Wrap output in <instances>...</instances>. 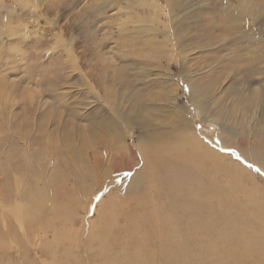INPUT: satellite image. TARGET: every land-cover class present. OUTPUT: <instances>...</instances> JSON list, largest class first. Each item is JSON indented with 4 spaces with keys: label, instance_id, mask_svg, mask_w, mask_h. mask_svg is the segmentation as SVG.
Masks as SVG:
<instances>
[{
    "label": "rangeland",
    "instance_id": "374dc122",
    "mask_svg": "<svg viewBox=\"0 0 264 264\" xmlns=\"http://www.w3.org/2000/svg\"><path fill=\"white\" fill-rule=\"evenodd\" d=\"M259 205L264 0H0V264H264Z\"/></svg>",
    "mask_w": 264,
    "mask_h": 264
},
{
    "label": "bare ground",
    "instance_id": "6f19581e",
    "mask_svg": "<svg viewBox=\"0 0 264 264\" xmlns=\"http://www.w3.org/2000/svg\"><path fill=\"white\" fill-rule=\"evenodd\" d=\"M213 145V144H212ZM180 146V145H179ZM147 147V146H146ZM154 147V146H153ZM153 147H152V149H153ZM150 148V147H149ZM143 149V148H142ZM155 149H156V147H155ZM154 149V150H155ZM165 149V148H164ZM163 149V150H164ZM168 149V148H167ZM144 150H145V147H144ZM157 150H158V148H157ZM155 151V152H153L154 153V155H155V159H154V161H152V158L150 159V158H148V156H147V158L149 159V160H151L152 162H153V164H152V167H151V173H153L154 175H153V178L155 179V181L154 182H156L157 184H160L161 185V188L163 189V193H164V196L165 197H167L168 195H169V193H170V185L168 184V182H169V178L171 179V177H172V179L174 180V182H175V184H176V187H177V195L180 197V199H181V203H180V205H179V207H178V209H177V213L179 214V213H181V212H184V211H186V209H187V203H186V198H185V195H186V193H185V190L188 188L187 187V184L185 183V181H184V179H183V176H182V174H181V172L180 173H175L173 176L171 175L172 174V170H173V168H172V166H171V163L170 162H168V161H166L165 159L163 160V158H165V157H163V158H161L159 155H161V153H163V152H161L159 155H158V151ZM146 151H147V149H146ZM145 151V153H147ZM151 151V150H150ZM152 152L150 153L152 156H154L153 154H152ZM158 152V153H157ZM226 152V151H225ZM144 154V151H141V154ZM164 153H166V151L164 152ZM147 155V154H146ZM164 155V154H163ZM257 155V154H256ZM143 156H145V155H143ZM150 156V155H149ZM218 156V155H217ZM259 156V155H258ZM257 156V157H258ZM146 157V156H145ZM144 157V158H145ZM256 157V158H257ZM154 158V157H153ZM179 160H182V161H185V157L183 156L182 158H181V155H180V152L178 153V157H177ZM148 159H145V161H146V163L148 164ZM259 159V158H258ZM243 160V159H242ZM243 164V163H242ZM247 164V163H246ZM244 165V164H243ZM255 166V165H254ZM257 167V166H256ZM149 168V167H148ZM194 169H196V168H194ZM260 169V168H259ZM182 170H184V169H182ZM176 171V170H175ZM263 171V170H262ZM193 172V171H192ZM198 172V171H197ZM189 174V173H188ZM261 175V174H260ZM160 177H165L166 178V180H162V179H160ZM193 177V176H192ZM62 181V180H61ZM153 182V183H154ZM55 183V182H54ZM53 184V183H52ZM54 185V184H53ZM202 186H203V183H200V188H202ZM60 187V186H59ZM190 193V192H189ZM194 194V193H193ZM258 195H259V197L261 196V194L258 192L257 193ZM163 195V194H162ZM194 196H196L197 197V194H194ZM220 197V195H218L217 194V198H219ZM190 198V197H189ZM248 200L253 204V201L251 200V196H248ZM219 201V200H218ZM178 202V201H177ZM213 202V201H212ZM174 203V202H173ZM196 203V202H195ZM251 203H249L248 202V205H251ZM175 204V203H174ZM220 206V205H219ZM259 206H261V207H259L258 209H257V211H256V213L254 214L257 218H258V220H259V222L258 223H260V229H262V230H264V206H262V205H259ZM114 210V209H113ZM174 214H176V213H174ZM177 215V214H176ZM138 216V215H137ZM211 217V216H210ZM144 218V217H143ZM168 220H169V209H160V208H157L156 210H155V213H154V216H153V223H154V226L156 227V228H161L162 226L163 227H165L169 222H168ZM81 222H82V220H81ZM126 222V221H125ZM86 223V222H85ZM87 224V223H86ZM149 224V223H148ZM85 225V224H84ZM70 227H72V226H70ZM66 227H63L60 231H61V233H64L65 234V231L66 230H64ZM149 228V227H148ZM144 229V228H143ZM197 230V229H196ZM66 234H68V232L66 231ZM109 234H110V229H109V224L107 223V224H105V226L101 229V231H100V236H97V238L98 239H103V238H106V237H108L109 236ZM122 235V234H121ZM202 238V237H201ZM261 238V240H260V245H263L264 244V235L262 236V237H260ZM93 239H95V238H93ZM185 239V238H184ZM187 240V239H186ZM105 241V240H104ZM230 241L234 244V248H236V251L237 250H239L240 251V247H243V251L241 250L240 252L242 253V255H241V257H240V260H243L246 256H248V255H253V254H256V253H264V249L261 247V246H258L256 249H254L253 251H250V252H248V247H249V245H250V243H245V241L243 240V239H240L235 233H231V235H230ZM60 242V241H59ZM117 242V241H116ZM195 242V241H194ZM2 244V243H1ZM57 244V243H56ZM73 245V244H72ZM193 245H195V244H193ZM177 246V245H176ZM185 246V245H184ZM197 246V245H196ZM139 247H140V245H139ZM161 247H162V251H163V261H166V260H168V259H166V254H167V251H168V243H167V237H166V235H162L161 236ZM175 247V246H174ZM178 247V246H177ZM108 248V247H107ZM149 248V247H148ZM197 248V247H196ZM200 249V248H199ZM134 250V249H133ZM182 250V249H181ZM188 250V249H187ZM209 254V253H208ZM228 254V253H227ZM139 256V255H138ZM186 257V256H185ZM201 257V256H200ZM215 258H217V257H215ZM207 259V258H206ZM218 259V258H217ZM146 260V259H145ZM148 260V259H147ZM211 260V259H210ZM198 261V260H197ZM218 261H219V259H218ZM217 261V262H218ZM238 261V260H237ZM122 261H120V263H121ZM149 262V261H148ZM223 262V261H222ZM221 262V263H222ZM164 263H167V262H164ZM170 263H171V261H170ZM224 263V262H223ZM123 264H124V262H123ZM130 264H144V262L142 261V260H140V259H138V258H135V259H133L131 262H130ZM198 264V263H197ZM233 264V263H232Z\"/></svg>",
    "mask_w": 264,
    "mask_h": 264
}]
</instances>
